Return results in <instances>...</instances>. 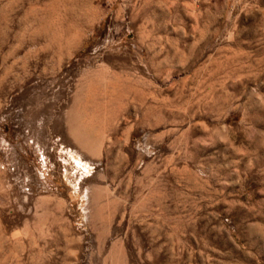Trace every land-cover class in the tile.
<instances>
[{
    "label": "rangeland",
    "instance_id": "obj_1",
    "mask_svg": "<svg viewBox=\"0 0 264 264\" xmlns=\"http://www.w3.org/2000/svg\"><path fill=\"white\" fill-rule=\"evenodd\" d=\"M0 264H264V0H0Z\"/></svg>",
    "mask_w": 264,
    "mask_h": 264
}]
</instances>
